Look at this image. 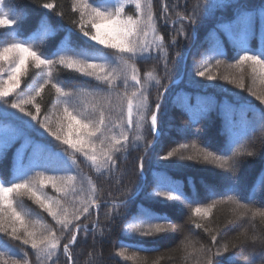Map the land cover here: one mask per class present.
Segmentation results:
<instances>
[{"label": "trees", "instance_id": "16d2710c", "mask_svg": "<svg viewBox=\"0 0 264 264\" xmlns=\"http://www.w3.org/2000/svg\"><path fill=\"white\" fill-rule=\"evenodd\" d=\"M8 2L15 6L22 17L18 39H29L45 13H48L46 23L54 31L39 45L41 50L51 52L69 37L68 17L76 15L71 12V0H53L58 7L63 5L65 19L55 15V9L49 12L40 7L46 0ZM95 3L109 7L115 4L116 0H95ZM165 4L169 7L168 13L165 14L169 17L167 23L159 19ZM196 5H199L196 22L189 25L188 21L184 20V34L179 35L177 29L181 22L175 14L176 11L181 15L185 13L190 15ZM126 11L133 14L134 7L129 6ZM153 12L158 18L157 34L165 37L169 64V74L162 79L164 87L159 90L161 104L159 135L149 131L146 125L141 132L144 138L135 142L136 147L130 145L127 152L116 154L120 158L119 172L109 178L102 177L83 156L75 154L79 164L74 173L77 175V187L79 189L83 181L85 189L80 198L87 196L90 178L97 188L96 195L100 200L99 209H90L87 218L82 217L78 222L87 224L91 231L86 241L81 233L78 236V245L73 246L75 264H141L144 261L146 264H197L199 256L189 255L191 249L185 250L187 243L185 237L199 248L202 244H211L212 233L205 232L203 228H195L193 221L197 218L191 217V209L187 203L168 201L164 197L155 196L157 191L167 187H177L184 193L185 198L200 201L217 194L232 195L237 199L247 194L249 198L255 196L257 205L264 202V193L260 192L258 183V177L264 173V131L258 129L252 137L251 146H254L257 154L253 157H241L243 161L241 169L235 173H230L215 163H206L202 158L191 161L179 159V155H197L205 150V146L207 151L230 154L229 149L235 148L238 142H245L253 122L258 121L264 104L250 95L247 89L253 87L257 94L264 95V85L257 82L253 86L247 69L244 90L219 77L231 74L227 65L235 62L234 58L241 48L248 47L253 50L264 48V0H153ZM174 36L177 41L175 45L171 43ZM69 38L76 43H83L86 40L74 29ZM151 38L150 35L149 39ZM10 39L9 30L0 29V44ZM153 56L163 57V53L154 50ZM216 59L223 61V64L215 66ZM205 62H208L211 73L217 75V79L207 80L195 75V71ZM163 66V59H150L137 64L142 77L148 71H154L163 77ZM40 74L41 70L29 68L28 75L22 78L24 92L28 90L24 86L34 85ZM60 75L63 80L78 88L99 83L67 69L61 70ZM17 91L20 92L19 89ZM149 91V100L155 104L158 95L155 81L149 82ZM42 95L46 110L55 112V93L45 89ZM111 100L113 105L117 103L115 95ZM84 102L91 104L94 101L92 97L85 96ZM234 107L250 109L246 121L238 120L233 113ZM25 119L28 118L16 110L7 109V114L0 110L2 181L16 179L22 172L31 169L55 166L57 162L52 156V148L62 151L66 147L55 141L43 129L35 133L22 130L20 121ZM118 131L116 130L117 134ZM14 132L15 135L12 134ZM131 138L132 134L130 141ZM174 149H180L177 156L168 161L160 158ZM141 157L144 159L142 179L138 174ZM254 181L257 183L254 184ZM47 191L54 194L50 188ZM121 200L126 201V206L120 204ZM158 200L163 203H157ZM23 203L32 211V219L39 218L50 226H55L51 217L32 201L24 198ZM76 204L79 206V200H76ZM141 207L151 208L158 215L168 217L172 227L157 237H141L136 233H130L128 224L135 219V212ZM116 208L120 210L121 215H114L113 209ZM110 213L114 216L113 220L106 219ZM245 219L249 221L247 224L244 223ZM199 222L214 230L218 244L230 243L229 253H221L216 258L220 264H230L229 257L233 252L240 257L235 264H248L247 258L252 246L242 243L245 237L240 233L247 230L251 235L254 231L259 233L264 229V223L259 217L253 220L234 216L228 205H219L213 210L209 220ZM4 243L16 245L18 242L10 241L8 237L0 234V244ZM231 244H235L236 247L232 248ZM21 247L29 253L27 257L29 264H37L34 255L31 254L32 250L27 246ZM137 248L144 250L135 251L137 257L135 260H125L117 255L123 250L126 255L132 256ZM215 250L213 248V251ZM256 251L260 252L258 245ZM89 253H92L91 257ZM59 264H66V258L62 254ZM252 264H264V257L257 254Z\"/></svg>", "mask_w": 264, "mask_h": 264}, {"label": "snow or ice", "instance_id": "6c2138e0", "mask_svg": "<svg viewBox=\"0 0 264 264\" xmlns=\"http://www.w3.org/2000/svg\"><path fill=\"white\" fill-rule=\"evenodd\" d=\"M129 6L134 7L133 14L126 11ZM40 7L49 12L55 9V15L65 19L63 5L58 7L53 0H46ZM198 10L199 5L191 10L190 15H181L176 11L175 14L181 22L177 29L179 35L184 34V20H187L189 25L196 22ZM168 11L169 7L165 4L159 17L165 23L169 19L165 15ZM71 12L76 15L68 17L69 37L74 29L86 40L76 43L66 37L60 46L51 52H45L39 45L54 31L46 23L48 13L42 16L38 28L29 39H18L22 17L8 0H0V29H8L11 36L9 41L0 44V110L6 114L7 109L22 113L23 117L28 118L20 121L22 130L35 133L43 129L59 144L66 146L62 151L52 148V156L57 162L55 166L31 169L9 181L0 180V234L8 237L10 241L18 242L16 245L0 244V264H29V253L21 246L32 250L31 254L37 264H59L61 254L66 258V264H75L73 246L78 245V236L81 233L86 241L91 231L87 224L78 222L82 217L87 218L90 209L100 207V200L96 195L97 188L90 178L88 194L85 198H80L85 189L83 181L79 189L77 187V175L74 173L79 164L75 154L83 156L102 177L109 178L119 172L120 158L116 154L127 152L130 145L136 147L135 142L144 138L141 132L146 125L149 131L159 135V90L164 87L161 81L169 74V64L165 37L157 34L158 18L153 12V0H116V3L109 7L97 5L95 0H71ZM89 41L94 43L89 44ZM171 43H177L175 36L172 37ZM97 45L101 47H96ZM103 49L111 51L105 52ZM154 50L163 53V57H154ZM150 59H163V77L154 71H148L142 77L137 64ZM234 60V63L227 65L231 74L219 78L244 90L247 69L253 86L257 82L264 85V48L253 50L243 47L237 52ZM222 64L223 61L216 59L215 66ZM30 67L41 70V74L34 85L24 86L28 89L24 92L22 78L28 75ZM64 69L99 83L79 88L70 85L61 78L60 73ZM195 75L207 80L218 78L211 73L208 62L202 64L201 68L195 71ZM150 81H155L158 93L155 104L149 100ZM45 89L55 93V112H49L45 108L42 95ZM120 89L122 91H119ZM247 91L264 104V95L257 94L253 87H249ZM113 95L117 101L115 105L111 100ZM85 96L92 97L94 102L85 103ZM258 129L264 131V109H261L258 121L253 122L245 142H238L235 148H230V154L207 151L205 146V150L197 155H179V159L191 161L202 158L206 163H215L218 167L235 173L241 169V157H253L257 154L251 145L252 137ZM116 130H119L118 134ZM49 147L51 148V145ZM178 153L180 149H174L160 158L168 161ZM143 169L144 159L141 157L138 165L141 179ZM117 182L119 183V180ZM256 183L254 181V184ZM258 183L260 192L264 193V173L258 177ZM49 188L54 194L47 191ZM217 195L204 201L188 199L177 187H167L155 193L156 197H164L168 201L187 203L191 209V217L197 218L193 221L195 228H203L205 232L212 233L211 244H202L199 248L185 237V250L191 249L189 255L199 256L197 264H220L216 258L221 253L230 251L229 242L218 244L214 230L199 222L209 220L213 210L219 205H228L234 216L253 220L259 217L264 223V202L257 205L255 196L249 198L246 194L237 199L232 195ZM24 198L47 213L55 222V226H50L39 218L32 219L33 213L25 207ZM76 200H79V206ZM157 203L163 201L158 200ZM120 204L126 206V201L121 200ZM113 213L115 216L121 215L118 208L113 209ZM106 219L113 220V214H108ZM248 222L247 219L244 220L245 224ZM95 227L94 225L93 228ZM171 227L168 217L158 215L151 208L141 207L135 212V219L128 224V231L141 237H157L169 231ZM240 235L245 237L243 244L252 246L247 258L248 264H252L257 254L264 257V229L259 233L254 231L251 235L245 230ZM257 245L260 248L259 253L256 251ZM231 247L235 248L236 245L231 244ZM213 248L216 250L213 251ZM143 250L135 249L132 256L121 250L117 255L125 260H135V251ZM91 256L92 253H89V257ZM239 258L233 252L229 257L230 264H235ZM141 264H146V261Z\"/></svg>", "mask_w": 264, "mask_h": 264}, {"label": "rangeland", "instance_id": "374dc122", "mask_svg": "<svg viewBox=\"0 0 264 264\" xmlns=\"http://www.w3.org/2000/svg\"><path fill=\"white\" fill-rule=\"evenodd\" d=\"M250 109L248 107H234L233 113L237 116L239 121H246Z\"/></svg>", "mask_w": 264, "mask_h": 264}]
</instances>
